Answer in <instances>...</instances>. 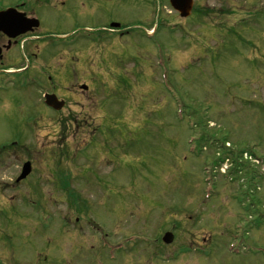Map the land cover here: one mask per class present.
I'll list each match as a JSON object with an SVG mask.
<instances>
[{"label": "rangeland", "instance_id": "obj_1", "mask_svg": "<svg viewBox=\"0 0 264 264\" xmlns=\"http://www.w3.org/2000/svg\"><path fill=\"white\" fill-rule=\"evenodd\" d=\"M18 1L42 19L41 54L72 60L74 83L90 91L57 112L38 105L24 76L0 75V234L11 247L1 262L28 264V216L48 229L57 215L87 213L112 246L152 247L166 230L178 245L214 224L223 247L264 246V0H235L232 14L219 12L225 2L196 0L205 17L191 19L169 0L0 7ZM111 22L123 35L101 30ZM26 159L34 172L14 187L7 178Z\"/></svg>", "mask_w": 264, "mask_h": 264}, {"label": "flooded vegetation", "instance_id": "obj_2", "mask_svg": "<svg viewBox=\"0 0 264 264\" xmlns=\"http://www.w3.org/2000/svg\"><path fill=\"white\" fill-rule=\"evenodd\" d=\"M218 1L227 4L225 8H219L220 13L232 14L235 12L232 8V3H235V0ZM10 7H15L19 12L25 13L26 16H36L33 14L36 11L31 10V6L26 1H18L9 6L0 7V10ZM202 10L194 9L188 19L196 15L199 16L201 12L202 16L205 17V11ZM37 17L40 19L41 27L42 19ZM221 25H225V23L223 22ZM123 30L121 26L115 28L113 32H119L120 35H123ZM36 31L15 38H10L0 31V75L6 77L15 74L24 76L26 90L34 88V91L39 89L41 93L47 91L55 94L59 99L65 100L64 108H66L69 99L78 95L80 88L78 83H74L75 79L72 76L74 62L72 60L66 62H62L61 59L56 60L55 55H49L48 59L44 57L39 45V41H42L43 37L36 35ZM48 44L53 45L52 42H48ZM20 62H23V66L12 69ZM39 101H41V96ZM41 102L38 105L43 106ZM13 144H15L14 141L11 145ZM7 146L11 147L10 145ZM11 153L14 154V151H7V155ZM28 161L30 160L26 159L24 162ZM30 162L32 172L21 181L17 180L21 171L15 177L7 178L11 185L17 187L34 172V164L32 161ZM4 179L2 178V180ZM75 199H72V205H75ZM79 199L81 201L79 203L82 204L81 207L87 210L89 201L85 198ZM75 207L81 208L80 206ZM32 217H24V223H21L24 235L20 238V242L25 247L26 252L29 253L28 264H264V246H260L258 251L252 252L248 250V244L246 246L241 242V245L236 243L239 253L229 251V247H223L219 236L215 234L217 224H214L213 230H207V225H202L204 231L201 234L198 236L191 235V238L179 242L178 245L175 244L179 238L177 233H175L172 243L165 244L163 242V235L168 231L166 230L163 234H157L156 245L152 247H121L109 245L104 237L100 238L103 236L102 227L91 219L93 216H89L87 213L74 216L57 215L51 220L48 229H44V220L39 217ZM82 218L85 219L81 221ZM80 221L83 224H79ZM55 222L59 223L57 232L53 230ZM84 227L88 228L90 237L84 235ZM94 227L97 228V234L92 229ZM76 232L81 235H76ZM248 237L252 241L251 236L248 235L246 239ZM64 238L70 239L64 242ZM246 242L249 243L247 240ZM8 243L0 234V247L1 249L5 248L0 252V264H9L1 262L2 256L10 253L9 248L11 250V247ZM57 244H61V246ZM241 249H245V251ZM255 258H258L259 261H254Z\"/></svg>", "mask_w": 264, "mask_h": 264}, {"label": "water", "instance_id": "obj_3", "mask_svg": "<svg viewBox=\"0 0 264 264\" xmlns=\"http://www.w3.org/2000/svg\"><path fill=\"white\" fill-rule=\"evenodd\" d=\"M170 4L182 17H188L194 6V0H170ZM39 25L40 21L37 18L26 17L24 13L18 12L15 8L0 11V31L10 37H17L29 31H34ZM119 26V23H111V27ZM82 87L84 89L88 88L86 85H82ZM46 103L56 110H60L64 106V101H59L54 94H46ZM30 171V163H26L19 180L24 179ZM163 239L166 243H171L174 240V235L167 232Z\"/></svg>", "mask_w": 264, "mask_h": 264}]
</instances>
